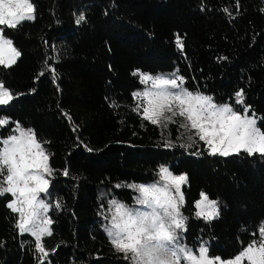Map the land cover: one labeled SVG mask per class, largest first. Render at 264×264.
Masks as SVG:
<instances>
[{
    "label": "trees",
    "instance_id": "obj_1",
    "mask_svg": "<svg viewBox=\"0 0 264 264\" xmlns=\"http://www.w3.org/2000/svg\"><path fill=\"white\" fill-rule=\"evenodd\" d=\"M29 1L34 19L0 25L20 53L0 65V83L15 97L0 106L9 120L0 140L17 123L35 133L52 169L53 223L41 260L35 237L19 232V214L7 207L14 197L0 196V264H132L106 232L110 201L131 204L137 192L127 186L158 182L161 166L187 176L182 241L193 252L203 244L209 257L229 260L259 246L264 156L209 155L198 136L187 139L195 130L151 124L133 97L143 89L133 72L182 76L188 91L254 114L264 133V0ZM201 192L217 204L210 221L195 215Z\"/></svg>",
    "mask_w": 264,
    "mask_h": 264
},
{
    "label": "snow or ice",
    "instance_id": "obj_2",
    "mask_svg": "<svg viewBox=\"0 0 264 264\" xmlns=\"http://www.w3.org/2000/svg\"><path fill=\"white\" fill-rule=\"evenodd\" d=\"M33 12L34 6L29 0H0V25L17 27L25 20L34 19ZM84 20L85 16L81 13L77 23ZM176 43L178 47H183L179 37ZM19 55L12 47V41L5 39L0 30V65L7 67L14 64ZM138 72L136 70L133 75ZM140 79L141 83L151 81L152 88L143 93H133V97L143 96V118L151 124L167 128L169 124L179 123V127L186 132L195 130L187 139L196 143L193 135L198 136L199 141L207 145L209 155L229 157L241 153L249 156L259 153L264 156V133L256 127L254 119L247 115L242 117L229 104L214 103L211 96L193 94L184 88L182 76L151 77L141 74ZM235 96L237 104L244 103L243 90ZM14 99L0 83V106H9ZM140 108L141 104H138L135 110L139 111ZM244 112H248L247 107ZM180 118H183V122H180ZM8 123L7 118L0 119V127ZM14 132L19 135L13 134L0 140L3 145L0 148V176L3 177L0 180V196L10 193L15 198L7 207L19 213L16 227L21 234L31 233L35 237L36 249L43 254L40 257L43 260L47 253L41 238L51 235L49 226L53 223L47 215L51 201L46 202V197L50 195V181L45 179V174L51 176L52 169L49 167V156L37 142L32 129L25 130L17 123ZM169 146L165 144V147ZM68 174L66 169L64 175ZM158 175L164 182L163 187L159 186V182L127 186L139 193L135 197V207L116 200L110 201L115 211L106 231L115 250L124 253L126 260L132 264H241L246 258L250 264H264V228L260 229L262 239L259 246L253 241L234 260L222 262L219 257L215 261L209 259L208 249L203 244L199 248V257L194 255L193 249L182 243L186 218L180 211L184 205L181 186L187 183V176L173 175L163 166ZM200 197L195 202V207L200 209L195 215L210 221L218 214L216 201L210 200L204 192L200 193ZM60 207L59 203L55 204V208Z\"/></svg>",
    "mask_w": 264,
    "mask_h": 264
},
{
    "label": "rangeland",
    "instance_id": "obj_3",
    "mask_svg": "<svg viewBox=\"0 0 264 264\" xmlns=\"http://www.w3.org/2000/svg\"><path fill=\"white\" fill-rule=\"evenodd\" d=\"M30 2V1H29ZM31 3V2H30ZM5 38V37H4ZM5 39H7V38H5ZM9 40V39H8ZM12 47L14 48V46H13V44H12ZM8 55V53L7 52H5V56H7ZM17 59V58H16ZM139 73V76H141V74H147V75H149V76H151V77H156V76H158V75H162V76H169V77H172L173 75H175V74H171V73H160V74H151V73H145V72H141V71H139L138 72ZM184 86V85H183ZM151 88H152V85H151V81H148L147 83H143V89H141L139 92H137V93H143L145 90H151ZM185 88V87H184ZM193 94H196V93H193ZM137 99L140 101V102H142V107L144 106V98H143V96H138L137 97ZM239 114V113H238ZM248 114V113H247ZM241 115V114H240ZM242 116V115H241ZM248 117H250V118H252V119H254L255 121H256V127H257V123H258V121H259V119L254 115V114H251V115H247ZM243 117V116H242ZM181 119V121L183 122V118H180ZM16 126H17V124L14 126V128L12 129V133H10V135H13V134H15V135H19V133L18 132H14V129L16 128ZM5 127V126H4ZM22 127V126H21ZM23 129H25L24 127H22ZM258 128V127H257ZM25 130H28V129H25ZM10 135H8V136H10ZM8 136H6L5 137V139H7L8 138ZM207 146V145H206ZM43 148V147H42ZM208 149V148H207ZM45 151V150H44ZM45 154L46 155H48L47 153H46V151H45ZM50 167V166H49ZM173 175H175V174H173ZM179 175H181V174H178L177 176H179ZM45 179H48L49 181H50V178H49V175L48 174H45ZM159 182V186H161V187H163L164 186V182L163 181H161V180H159L158 181ZM156 183V182H155ZM150 184H152V183H150ZM150 184H146V185H150ZM182 187H183V185L181 186V190H182ZM137 192V191H136ZM172 194L173 195H175V192H174V189H172ZM139 195V193L137 192V195L136 196H138ZM15 199V198H14ZM200 199H201V197H200ZM199 199V200H200ZM211 200V199H210ZM126 205H128V206H130V207H135L136 205H135V200L131 203V204H126ZM196 208V207H195ZM196 210V212L197 211H199L200 209H195ZM115 211V209H114V206H112L111 204H110V208H109V220L111 219V216H112V214H113V212ZM180 211H181V209H180ZM19 214V213H18ZM19 218H20V216H19ZM109 226V223H107V226L105 227V229L107 228ZM107 232V231H106ZM108 234V233H107ZM182 243H183V241H182ZM184 244V243H183ZM185 245V244H184ZM258 247V246H257ZM200 248V247H199ZM199 248H198V251L195 253V252H193V254L194 255H196L197 257H199ZM244 251V250H243ZM242 252V251H241ZM240 252V253H241ZM239 253V254H240ZM238 254V255H239ZM208 256V255H207ZM208 258L209 259H212V260H214L215 261V258H212V257H209L208 256ZM235 258V257H234ZM234 258H232V259H229V260H222V259H220V261H222V262H226V261H230V260H234ZM217 264H219V262H217ZM241 264H250V262L245 258L244 260H242L241 261Z\"/></svg>",
    "mask_w": 264,
    "mask_h": 264
}]
</instances>
